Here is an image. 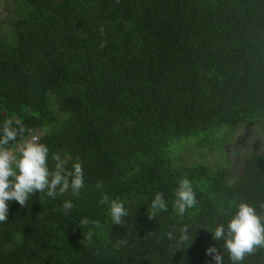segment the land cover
Wrapping results in <instances>:
<instances>
[{"label": "trees", "instance_id": "16d2710c", "mask_svg": "<svg viewBox=\"0 0 264 264\" xmlns=\"http://www.w3.org/2000/svg\"><path fill=\"white\" fill-rule=\"evenodd\" d=\"M9 23L0 125L20 119L48 146L50 168L52 153L69 169L78 156L85 187L10 201L0 264H214L206 250L223 251L211 232L223 213L245 201L264 215V0H17ZM247 129L263 139L235 173L225 146ZM185 177L198 203L181 220ZM98 181L125 202L124 224L99 203ZM157 192L168 210L150 219ZM85 217L101 227L82 228ZM184 224L192 241L167 238ZM243 264H264V249Z\"/></svg>", "mask_w": 264, "mask_h": 264}, {"label": "clouds", "instance_id": "9594fccd", "mask_svg": "<svg viewBox=\"0 0 264 264\" xmlns=\"http://www.w3.org/2000/svg\"><path fill=\"white\" fill-rule=\"evenodd\" d=\"M103 28L100 32L103 34ZM103 47V43L101 44ZM30 130L26 129L20 119L9 118L0 125V223L8 221L9 202H18L21 207L28 204L30 197L36 192L46 193L53 199L63 196L71 191L73 196L78 197L85 187L83 166L77 156L72 163L71 169L66 165L68 159L62 158L59 152L52 153L51 160L54 167H49V148L41 143L35 136H25ZM18 147L14 150L10 144L17 142ZM235 181L228 182L231 187ZM96 189L101 190V205H108L112 224H124V217L128 215L125 202L120 198L112 199L107 192L103 191L104 184L98 181ZM173 208L182 220L186 211L194 208L198 201L193 190L192 182L182 178L174 191ZM74 204L71 200H65L62 210L67 214ZM264 208V204L260 205ZM168 205L162 192H157L149 205V218H154L158 211H167ZM228 216L227 222H218L211 230L213 239L217 242L223 241V251L215 245L206 250V255L212 258L214 264H224V253L228 255L231 264H243L247 256L254 255L259 249H264V215L248 202L241 201L235 205V211L223 213ZM101 227L99 221L85 217L80 221L81 227ZM178 237L174 232H168V239H177L178 244L192 241L189 233V225L184 224L176 229ZM85 239L81 241L90 242L92 231L84 233ZM121 242H117L116 247ZM123 243H127L124 241Z\"/></svg>", "mask_w": 264, "mask_h": 264}, {"label": "rangeland", "instance_id": "374dc122", "mask_svg": "<svg viewBox=\"0 0 264 264\" xmlns=\"http://www.w3.org/2000/svg\"><path fill=\"white\" fill-rule=\"evenodd\" d=\"M16 1L17 0H0V35L4 34L10 29L9 18L13 16ZM7 26L8 29L6 30ZM254 133L252 135L250 129L243 130L242 132L240 131V133L237 134L234 142L225 146L228 156L234 159L235 163L233 171L235 173H240L242 171L241 165L244 163V159L247 158V155L251 153L252 143H260L263 139L261 138L260 141V137L255 138ZM259 149L263 150L264 144L260 145ZM229 157L228 159H230ZM211 159L218 160L217 155H215L213 158H210V160ZM236 162L239 163L240 166L237 165Z\"/></svg>", "mask_w": 264, "mask_h": 264}]
</instances>
